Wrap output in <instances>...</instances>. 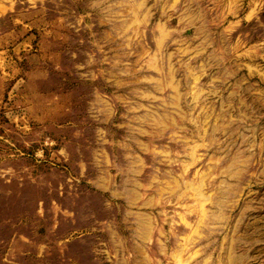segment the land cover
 Masks as SVG:
<instances>
[{"label":"rangeland","instance_id":"rangeland-1","mask_svg":"<svg viewBox=\"0 0 264 264\" xmlns=\"http://www.w3.org/2000/svg\"><path fill=\"white\" fill-rule=\"evenodd\" d=\"M0 264H264V0H0Z\"/></svg>","mask_w":264,"mask_h":264}]
</instances>
